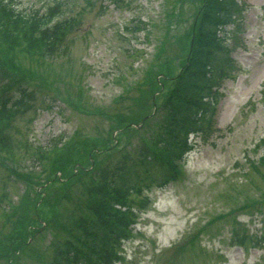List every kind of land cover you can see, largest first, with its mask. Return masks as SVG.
Instances as JSON below:
<instances>
[{
  "label": "rangeland",
  "instance_id": "rangeland-1",
  "mask_svg": "<svg viewBox=\"0 0 264 264\" xmlns=\"http://www.w3.org/2000/svg\"><path fill=\"white\" fill-rule=\"evenodd\" d=\"M58 1L75 25L51 49H35L39 32L0 26V95L13 98L0 125V264H66L107 213L119 220L118 260L102 264H264V0H238L225 31L231 73L179 146L170 83L202 0L0 8L25 21ZM86 138H98L88 152ZM53 164L62 170L51 183Z\"/></svg>",
  "mask_w": 264,
  "mask_h": 264
},
{
  "label": "trees",
  "instance_id": "trees-1",
  "mask_svg": "<svg viewBox=\"0 0 264 264\" xmlns=\"http://www.w3.org/2000/svg\"><path fill=\"white\" fill-rule=\"evenodd\" d=\"M238 8V0H203L193 37L189 33L187 34L190 36V40L191 37L193 40L192 46L190 48L191 44L189 45L186 58L183 61L185 63L182 71L173 83L168 76L169 74H167L168 71L164 72V70H161L160 72L165 74L169 80L171 79L172 90L168 100L169 104H172V109L169 110L167 128L178 146L186 141L180 142L183 135L187 133L186 137H184L187 138L191 131L201 126L199 119L202 120L207 113L212 103L211 98L216 96L221 80L231 72L232 59L230 54L228 55L229 49L225 48L220 39L219 31L227 25L231 18L235 17ZM11 13L14 12L10 5L8 9L0 8V26L2 30L4 29L3 33L6 32L8 35H12L14 32L15 34L23 32L32 36L33 32H35V35H33L35 37L36 33L39 32L41 39L36 38V50H39L40 43L47 45V49H51L54 45L60 43L74 26V19L60 18L65 13L61 1L51 6L47 12L39 17L35 14L27 13L28 20L26 19L25 21H22L23 18L18 20L10 19L8 15ZM215 86H217L216 90L214 89ZM11 96L9 94L0 95V125H5L6 123V121L4 122L3 112L7 110ZM170 119L173 124H170ZM95 139L97 140L98 138H86V141L94 143L87 145L90 148H86V152L88 150L91 151L95 147ZM99 145L105 146L102 143ZM53 150L51 149L47 152L55 154L60 151L57 146ZM105 150L108 149L105 148ZM175 155L174 158L178 156ZM53 167H55V170H52V175L62 170L59 164H53ZM65 168H63V171H65ZM50 177L52 182L59 180L56 175ZM113 205L111 200L105 202V207L112 208ZM99 217L102 220L100 224L102 227L101 232L97 234L94 228H84L85 230H92L93 236L87 240L86 244L77 246L67 255L66 264H79L81 262L102 264V258L105 261L106 258L113 260L116 257L113 254L114 247L110 243H113V231L117 227L119 220L116 218L113 220L108 213L100 214ZM91 235L92 233H90Z\"/></svg>",
  "mask_w": 264,
  "mask_h": 264
}]
</instances>
